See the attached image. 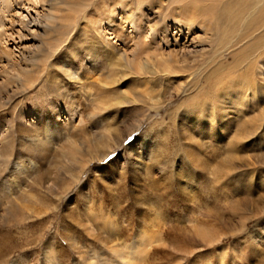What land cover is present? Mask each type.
<instances>
[{
  "label": "rangeland",
  "instance_id": "obj_1",
  "mask_svg": "<svg viewBox=\"0 0 264 264\" xmlns=\"http://www.w3.org/2000/svg\"><path fill=\"white\" fill-rule=\"evenodd\" d=\"M123 1L0 0V264H264V73Z\"/></svg>",
  "mask_w": 264,
  "mask_h": 264
},
{
  "label": "bare ground",
  "instance_id": "obj_2",
  "mask_svg": "<svg viewBox=\"0 0 264 264\" xmlns=\"http://www.w3.org/2000/svg\"><path fill=\"white\" fill-rule=\"evenodd\" d=\"M143 1L124 0L123 2L129 3V7H132L133 3L138 6ZM148 3L151 16L153 17L154 15L156 18L155 23H161L162 27H167V31L169 30V25H173L177 32H180L179 35L184 33V31L187 34L199 32L206 36V40L211 38L210 41L207 40L209 43L205 45L212 51L208 57L212 59L210 63L213 67L212 73L217 69L231 68V64L225 62L222 58V52L225 49L231 51L232 61L240 58L246 59L245 70H243L245 74L257 72L258 75H263L264 0H149ZM122 6L125 7V4ZM203 38L205 40V37ZM204 54L206 52H203L202 58ZM148 62L147 60L142 61L139 64L141 69L147 66ZM149 64L151 63L149 62ZM256 87H260L259 84ZM1 161L4 160L1 159ZM2 167L1 169H3ZM1 191L4 190L2 189ZM0 210L5 213L7 209L5 210L1 206ZM202 231L200 228L198 229V233L200 232L199 234L201 235ZM128 258L130 257L128 256Z\"/></svg>",
  "mask_w": 264,
  "mask_h": 264
},
{
  "label": "snow or ice",
  "instance_id": "obj_3",
  "mask_svg": "<svg viewBox=\"0 0 264 264\" xmlns=\"http://www.w3.org/2000/svg\"><path fill=\"white\" fill-rule=\"evenodd\" d=\"M16 15H17V16H20L21 13H20V12H16ZM132 139H133L132 137H129L127 140H125V144L130 143Z\"/></svg>",
  "mask_w": 264,
  "mask_h": 264
}]
</instances>
